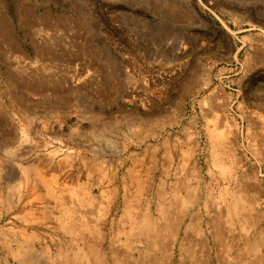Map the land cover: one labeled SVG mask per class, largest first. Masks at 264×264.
Masks as SVG:
<instances>
[{"label":"rangeland","instance_id":"1","mask_svg":"<svg viewBox=\"0 0 264 264\" xmlns=\"http://www.w3.org/2000/svg\"><path fill=\"white\" fill-rule=\"evenodd\" d=\"M261 9L0 0V262L30 247V264H109L111 242H136L147 264L138 250L163 237L205 264H264ZM144 215L156 233L129 235ZM172 246L160 263L178 264Z\"/></svg>","mask_w":264,"mask_h":264},{"label":"bare ground","instance_id":"2","mask_svg":"<svg viewBox=\"0 0 264 264\" xmlns=\"http://www.w3.org/2000/svg\"><path fill=\"white\" fill-rule=\"evenodd\" d=\"M246 1V0H245ZM259 1V0H258ZM260 1H262L263 3H264V0H260ZM18 2V1H17ZM171 2V1H170ZM234 3H236V1L234 2ZM239 3V2H238ZM241 3V2H240ZM17 4H19V3H17ZM178 4V3H177ZM169 5V4H168ZM167 5V6H168ZM175 5V4H174ZM240 5V4H239ZM178 6H180V5H178ZM181 6H183V5H181ZM20 7V6H19ZM18 7V8H19ZM174 7V6H173ZM175 8L176 9H178V10H180V8H178V7H176L175 6ZM182 8V7H181ZM21 9V8H20ZM16 10V9H15ZM19 10V9H18ZM30 9H23V11H18L20 14L21 13H28V15L29 16H32V18L34 17V13L33 12H30L29 11ZM1 11V10H0ZM17 11V10H16ZM182 11H183V8H182ZM261 12H262V14H263V16H264V11H262V9H261ZM20 14H18L17 13V15L19 16ZM2 16H1V12H0V43L3 41V40H5V38H6V36L8 35V33H9V28H8V25L7 24H5V22H3V17L1 18ZM14 17H16V16H14ZM35 18V17H34ZM9 37V36H8ZM165 37V35L163 36V38ZM168 37V36H167ZM162 38V39H163ZM160 39V38H159ZM164 39H167L166 37L164 38ZM160 41H163V40H161L160 39ZM6 42V41H5ZM165 42V41H164ZM177 43V42H176ZM10 44V43H9ZM179 45V44H178ZM215 132V131H214ZM216 137V136H215ZM218 145H220V144H218ZM217 149V148H216ZM219 150V149H218ZM216 153V152H215ZM214 153V154H215ZM216 158V157H215ZM218 160V159H217ZM215 161V160H214ZM215 162H217V161H215ZM221 163V162H220ZM219 163V164H220ZM216 164V163H215ZM219 164H216V165H219ZM221 168H223V166L221 167ZM220 168V169H221ZM26 170H28V169H26ZM201 180V179H200ZM179 183V182H178ZM34 184H35V182H34ZM184 184V183H183ZM21 186V185H20ZM37 186V185H36ZM175 186V185H174ZM8 188V187H7ZM14 188V187H13ZM180 188V187H179ZM178 188V189H179ZM197 188V187H196ZM35 189V188H34ZM14 190V189H13ZM12 190V191H13ZM177 191V190H176ZM180 191V190H179ZM184 191V190H183ZM2 192V191H1ZM31 192V191H30ZM73 192V191H72ZM34 193H35V191H34ZM177 193H178V191H177ZM20 194V193H19ZM180 194V193H179ZM77 195V194H76ZM180 196V195H179ZM2 197V196H1ZM164 196H163V192H162V199H164L163 198ZM176 197H177V195H176ZM175 197V195H174V198H176ZM180 197H182V196H180ZM192 197V196H191ZM35 198H36V196H35ZM35 198H34V201H35ZM38 198V197H37ZM173 198V202H171V205H170V207H172L173 206V204L177 201L178 202V200H175ZM196 198V197H195ZM209 198V197H208ZM39 199V198H38ZM38 199H37V201H38ZM177 199V198H176ZM182 199H183V197H182ZM181 199V200H182ZM185 199V198H184ZM161 199L159 198V201H160ZM174 200H175V202H174ZM179 200H180V198H179ZM186 200V199H185ZM188 200V199H187ZM191 200V199H190ZM30 201V200H29ZM32 201V200H31ZM163 201V200H162ZM196 201V200H195ZM206 201V200H205ZM176 202V203H177ZM188 202H190V201H188ZM192 202V201H191ZM208 202V201H207ZM33 203V202H32ZM161 203V202H160ZM29 204V203H28ZM31 204V203H30ZM182 204L184 205L183 207H182V209L180 208V206H178L177 205V207H179L180 208V210H182L183 212H185V210H186V207L189 205V203H186L185 201H183L182 202ZM182 204H179V205H182ZM191 204H195L194 202L193 203H191ZM206 204V203H205ZM190 207L192 206V205H189ZM177 207H176V209H177ZM166 208V207H165ZM188 208V207H187ZM198 208V207H197ZM173 209H174V206H173ZM172 212V211H171ZM179 212V211H178ZM189 212V211H188ZM187 212V213H188ZM182 213V212H181ZM177 214V213H176ZM179 214H180V212H179ZM169 215H170V213H169ZM183 215V214H182ZM187 215V214H186ZM192 215V214H191ZM173 216V215H172ZM179 215H177L176 217H178ZM180 216H181V214H180ZM193 216V215H192ZM194 216L196 217V214H194ZM149 216L148 215H144L143 216V218L141 219V220H136L135 221V219H134V221H133V223H132V225H131V227H130V231H129V235H133L132 233H135V232H137L136 230H138V231H140L141 233L140 234H142V235H146L147 236V238L149 239L151 236H153V234H155L156 233V229H155V227L153 226V224H152V222L150 221L151 219H150V217L148 218ZM167 217V216H166ZM182 217V216H181ZM169 218H171V216L169 217ZM178 218H180V217H178ZM177 218V219H178ZM190 218H191V220H193V218L190 216ZM190 218H189V222H190ZM197 218V217H196ZM167 219V218H166ZM172 219V218H171ZM170 219V220H171ZM174 219H175V217H174ZM181 219V218H180ZM179 219V220H180ZM132 220H133V218H132ZM182 220V219H181ZM220 220V219H219ZM130 221H131V219H130ZM171 221H174V220H171ZM177 221V220H176ZM181 222V221H180ZM193 221H191V223H192ZM210 222V221H209ZM191 223H189V225L191 226L192 224ZM195 223V222H194ZM211 223H212V221H211ZM175 224V223H174ZM177 225V224H176ZM175 225V226H176ZM179 226V225H178ZM187 226V225H186ZM162 227V226H161ZM174 227V226H173ZM177 227V226H176ZM172 228V227H171ZM178 228V227H177ZM176 228V229H177ZM186 228H188V229H186V233H187V235H190V234H188L189 232H191V230H189V227L187 226ZM172 230H173V232H174V229L172 228ZM160 231H161V228H160ZM177 231V230H176ZM163 232V231H162ZM172 232V231H171ZM163 233H165V232H163ZM173 233H171V235H172ZM174 234H175V232H174ZM161 235H162V233H161ZM166 235V234H165ZM174 236V235H173ZM141 237V236H140ZM154 237H157V235H155ZM154 237H152V239L154 238ZM162 240L163 239H165V238H163V237H160ZM169 239V238H168ZM153 240H155V238L153 239ZM160 240V239H159ZM162 240L160 241V242H143L144 243V245H145V247L144 248H142V249H139L138 250V259L140 260L139 262H146L147 264H163V263H160L163 259H167L168 260V258H167V252H168V250L170 249V247L172 246V249H173V254H171V259H172V261H173V257L175 256V249L173 248L174 246H177V244L179 245V258H178V260H177V263L178 264H205V260L203 259V256L201 257V254H199L200 255V257H199V255L197 254V252H196V250L194 249V246H196V244L194 245V244H192V242H189V246H187V244L188 243H186V242H180V243H178V242H162ZM164 241V240H163ZM136 242H126V245H125V248H127V249H124V248H122V242H111V244H110V260H111V263L109 262V264H133L134 262H135V260L137 259V257L135 258V256L134 255H128L127 254V251H129V250H133L134 249V244H135ZM142 243V242H141ZM202 244H200V245H202V246H205L204 245V242H201ZM194 245V246H193ZM201 246V247H202ZM65 248H66V245L64 246ZM124 247V246H123ZM12 248V247H11ZM203 249V248H202ZM227 250H228V248H226ZM12 250V249H11ZM66 250V249H65ZM208 250V249H207ZM149 251H152L153 253H149ZM24 252H25V254H24V257H23V259H20V258H18V256L16 257L15 256V258L16 259H18V261H19V264H30L29 262H32L33 260H36L37 258H36V255H35V252L33 251V249H31L30 247L29 248H26L25 250H24ZM81 253H82V251H81ZM200 253H202V252H200ZM13 254V253H12ZM86 254V253H85ZM203 254V253H202ZM75 256H74V258L72 259V258H70V256H69V254H68V252L67 251H65V253H64V255L62 256V259H63V261H62V264H79V262H80V260H82V258H80V256L79 255H76V254H74ZM82 255V254H81ZM59 256V255H58ZM94 256L95 257H97V254L95 253L94 254ZM86 258V257H85ZM87 259V258H86ZM138 262V261H137ZM0 264H2L1 262H0ZM145 264V263H144Z\"/></svg>","mask_w":264,"mask_h":264}]
</instances>
